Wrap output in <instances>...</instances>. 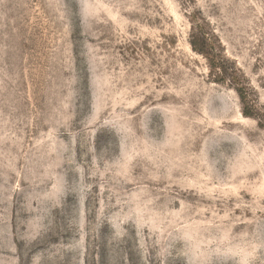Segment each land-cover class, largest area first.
Wrapping results in <instances>:
<instances>
[{
    "label": "rangeland",
    "instance_id": "rangeland-1",
    "mask_svg": "<svg viewBox=\"0 0 264 264\" xmlns=\"http://www.w3.org/2000/svg\"><path fill=\"white\" fill-rule=\"evenodd\" d=\"M0 264H264V0H0Z\"/></svg>",
    "mask_w": 264,
    "mask_h": 264
}]
</instances>
